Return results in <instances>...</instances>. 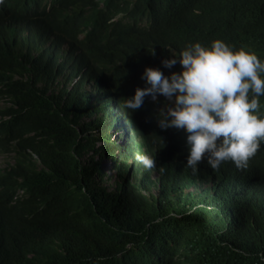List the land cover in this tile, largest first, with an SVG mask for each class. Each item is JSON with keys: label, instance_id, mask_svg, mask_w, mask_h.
Listing matches in <instances>:
<instances>
[{"label": "trees", "instance_id": "16d2710c", "mask_svg": "<svg viewBox=\"0 0 264 264\" xmlns=\"http://www.w3.org/2000/svg\"><path fill=\"white\" fill-rule=\"evenodd\" d=\"M37 2L0 13V264H264V147L193 174L162 95L121 107L194 42L264 59V0Z\"/></svg>", "mask_w": 264, "mask_h": 264}, {"label": "clouds", "instance_id": "9594fccd", "mask_svg": "<svg viewBox=\"0 0 264 264\" xmlns=\"http://www.w3.org/2000/svg\"><path fill=\"white\" fill-rule=\"evenodd\" d=\"M10 4L28 10L51 7L37 0H0V13ZM177 63L181 70L168 75L145 66L141 74L145 86L124 96L121 107L132 112L143 105L146 96L156 102L162 95L156 123L161 129L184 131V163L193 174L202 159L212 169L229 160L237 169L246 168L248 160L264 147V114L257 111L258 98L264 95L260 76L264 59L215 39L207 47L194 42L178 55L161 59L164 68ZM136 159L147 170L157 167L155 156L142 152Z\"/></svg>", "mask_w": 264, "mask_h": 264}, {"label": "rangeland", "instance_id": "374dc122", "mask_svg": "<svg viewBox=\"0 0 264 264\" xmlns=\"http://www.w3.org/2000/svg\"><path fill=\"white\" fill-rule=\"evenodd\" d=\"M10 162H11V159L9 157H0V168H3L6 165V163H10ZM104 167L106 168V170H109V165H107V163L104 164ZM108 174L110 178L107 181V185L111 187L113 185L115 175H112L109 171H108ZM154 177H155V174H154Z\"/></svg>", "mask_w": 264, "mask_h": 264}, {"label": "bare ground", "instance_id": "6f19581e", "mask_svg": "<svg viewBox=\"0 0 264 264\" xmlns=\"http://www.w3.org/2000/svg\"><path fill=\"white\" fill-rule=\"evenodd\" d=\"M7 146V145H6Z\"/></svg>", "mask_w": 264, "mask_h": 264}]
</instances>
